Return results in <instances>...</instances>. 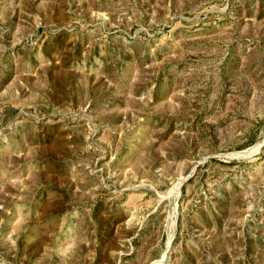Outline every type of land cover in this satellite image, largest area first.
Here are the masks:
<instances>
[{
  "label": "rangeland",
  "instance_id": "obj_1",
  "mask_svg": "<svg viewBox=\"0 0 264 264\" xmlns=\"http://www.w3.org/2000/svg\"><path fill=\"white\" fill-rule=\"evenodd\" d=\"M263 140L264 0H0V264H264Z\"/></svg>",
  "mask_w": 264,
  "mask_h": 264
},
{
  "label": "bare ground",
  "instance_id": "obj_2",
  "mask_svg": "<svg viewBox=\"0 0 264 264\" xmlns=\"http://www.w3.org/2000/svg\"><path fill=\"white\" fill-rule=\"evenodd\" d=\"M260 145V144H259ZM259 145H257L256 147H255V149H259ZM253 152V151H252ZM252 152H249V151H243V152H241V154L240 155H242V156H247L248 154H250V153H252ZM184 180H185V178L183 179V181H182V184H181V187H182V185H183V182H184ZM181 187H180V189H181ZM175 211H176V209H175V207L173 208V212H172V214H171V225L173 224V218H174V215H175ZM170 243V242H169ZM169 243H168V245H169ZM163 261H164V258L163 259H161L159 262H157L156 264H162L163 263Z\"/></svg>",
  "mask_w": 264,
  "mask_h": 264
},
{
  "label": "water",
  "instance_id": "obj_3",
  "mask_svg": "<svg viewBox=\"0 0 264 264\" xmlns=\"http://www.w3.org/2000/svg\"><path fill=\"white\" fill-rule=\"evenodd\" d=\"M263 145H264V140L260 143V145H259V149H258V150H260V148H261ZM258 150H257V151H258ZM255 152H256V151H254V152L248 154L246 157L253 155ZM192 173H193V172H191L189 175H191ZM189 175H188L187 177H185L184 182L188 179ZM184 182H183V184H184ZM177 202H178V198H177ZM176 222H177V218H176ZM171 242H172V240L170 241L169 245L167 246V250H166V253H165V256H164V260H166L167 257H168V254H169V251H170Z\"/></svg>",
  "mask_w": 264,
  "mask_h": 264
}]
</instances>
